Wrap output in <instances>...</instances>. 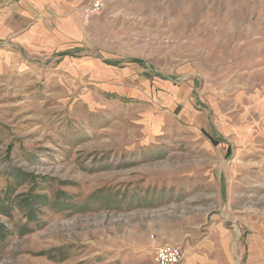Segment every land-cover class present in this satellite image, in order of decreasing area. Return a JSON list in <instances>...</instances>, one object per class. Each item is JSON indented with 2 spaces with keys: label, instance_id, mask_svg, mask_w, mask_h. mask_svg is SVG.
I'll use <instances>...</instances> for the list:
<instances>
[{
  "label": "rangeland",
  "instance_id": "1",
  "mask_svg": "<svg viewBox=\"0 0 264 264\" xmlns=\"http://www.w3.org/2000/svg\"><path fill=\"white\" fill-rule=\"evenodd\" d=\"M69 1L75 59L0 58V264H264V0Z\"/></svg>",
  "mask_w": 264,
  "mask_h": 264
},
{
  "label": "crops",
  "instance_id": "2",
  "mask_svg": "<svg viewBox=\"0 0 264 264\" xmlns=\"http://www.w3.org/2000/svg\"><path fill=\"white\" fill-rule=\"evenodd\" d=\"M72 6L73 2L69 0H15L8 3L0 0V58L11 61L23 56L34 59L56 54L60 58L75 59L76 48L66 47L67 40L76 41L81 34ZM130 63L143 65L138 59H132ZM106 64L118 65L117 62ZM156 245L157 241L152 256ZM179 247L184 254L183 248Z\"/></svg>",
  "mask_w": 264,
  "mask_h": 264
},
{
  "label": "built area",
  "instance_id": "3",
  "mask_svg": "<svg viewBox=\"0 0 264 264\" xmlns=\"http://www.w3.org/2000/svg\"><path fill=\"white\" fill-rule=\"evenodd\" d=\"M106 0H92L80 12L81 19L85 22L91 20L104 8ZM153 240V237H152ZM156 264H180L184 254L181 248L173 244H160L155 249Z\"/></svg>",
  "mask_w": 264,
  "mask_h": 264
}]
</instances>
